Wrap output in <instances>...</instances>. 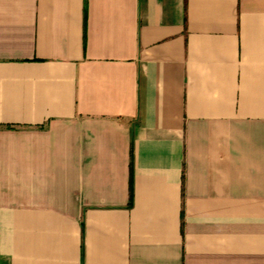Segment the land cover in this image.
<instances>
[{
  "label": "crops",
  "instance_id": "1",
  "mask_svg": "<svg viewBox=\"0 0 264 264\" xmlns=\"http://www.w3.org/2000/svg\"><path fill=\"white\" fill-rule=\"evenodd\" d=\"M0 264H264V0H0Z\"/></svg>",
  "mask_w": 264,
  "mask_h": 264
},
{
  "label": "trees",
  "instance_id": "2",
  "mask_svg": "<svg viewBox=\"0 0 264 264\" xmlns=\"http://www.w3.org/2000/svg\"><path fill=\"white\" fill-rule=\"evenodd\" d=\"M132 198H133V194H132Z\"/></svg>",
  "mask_w": 264,
  "mask_h": 264
}]
</instances>
